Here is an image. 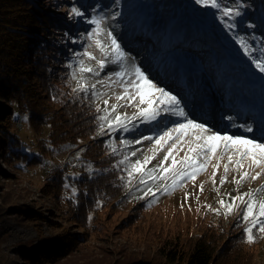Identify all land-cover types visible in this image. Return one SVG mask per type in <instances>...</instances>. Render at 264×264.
Listing matches in <instances>:
<instances>
[{"label":"rangeland","instance_id":"374dc122","mask_svg":"<svg viewBox=\"0 0 264 264\" xmlns=\"http://www.w3.org/2000/svg\"><path fill=\"white\" fill-rule=\"evenodd\" d=\"M49 2L56 12L54 15L61 21L58 22L56 29L62 31L64 27H69V32L62 33L64 35H55L58 38L55 40L57 46H63L64 50L63 60L58 62V65L63 66L59 71L66 74L59 78V90L62 93H71L76 88L80 76L78 72L80 60H83L86 66L97 67L95 60H89L83 53L87 51L97 59L102 58L95 40L99 39L107 48L110 41L106 32L112 31L127 53L129 62L124 67L131 72V65L134 62L155 85L176 96L180 101L178 107L184 109L187 119L203 123L221 135L245 136L240 134L242 133L240 131L237 134L229 133L227 128L222 127V122L212 120L209 108L200 109L198 98L202 86L199 78L202 77L220 98L224 96L221 93L232 92L230 97H242L248 102H251V97H259V101L263 99L264 73L256 68L253 58L259 60L264 57V0H217L221 7L226 6L232 10L231 16H225L219 9L197 4L195 0H118V2L49 0ZM73 7L83 13V16L78 17L79 27L64 24L74 18L71 17L75 16L71 13ZM237 10L240 12L239 16L235 15ZM116 13L118 15L113 18ZM93 17L104 19L100 34L89 39L88 34L95 25L88 21ZM112 59V56L107 57L108 61ZM186 68L192 69L197 75L181 71ZM119 70L117 64L109 62L105 70L100 72V76H93L90 73H85L84 76L88 84L96 83L99 92L107 93L103 98L112 97L109 101L112 104L117 103L113 93H119L122 89L117 85L108 87L110 81L106 77ZM74 71L77 79H73ZM129 78L125 77L126 80ZM99 80H103L104 84L97 83ZM151 95L146 94L145 99H149ZM88 97L89 102L104 107L102 100L91 96V91ZM138 100L137 97L131 106L118 108L117 111L132 117L140 107H147L146 104L136 106ZM216 103H219L220 107L211 106L215 114L218 110L225 118L226 116L233 118L237 114L231 100L219 99ZM156 107L154 104L153 108ZM165 107L169 111H164ZM174 107L176 106L159 105L161 112L155 120L137 117L125 121L127 131L115 125L111 129L108 128L110 133L119 138L117 142L126 150L124 157H128V164H124V168L120 167L119 171L127 176L136 160L143 162L145 156H153V150L157 148L155 141L163 132L177 123L185 122L184 117L171 114ZM251 114L252 116L246 118V123H254L253 113ZM111 115L114 114L110 112ZM14 126L24 142V150L31 157L38 156L40 161L20 169L13 168L0 159V170L5 172H0V264H32L30 260L25 259L30 257L31 246L41 238L56 232L45 224L16 218V213L12 209L18 204H37V210L48 215L47 208H53V200L43 197L40 188L55 168L62 167L70 159L71 149L66 144L48 146V153L42 154L37 145L38 137L32 132L25 113L17 116ZM248 138L264 141V138L254 136ZM172 143L173 141H169L155 152L154 158L145 166L143 173H134L132 176L136 183H141V180L148 183L152 193L147 203L139 206L132 203L120 211H108L105 208L91 215L83 241L77 245V251L70 257L50 264H132L129 262L144 258L146 252L152 253L173 238L183 241L215 225L223 228L229 226L232 230L235 226L239 228L243 204L237 201L233 210L225 215V206L232 202V197L259 189L256 199H264L262 188L264 168L249 167L250 162L245 160L243 167L238 169L235 164L236 157H233V162L229 164L228 154L221 160L213 156L206 168L197 173L195 179L179 180L175 187H168L165 191V187L172 184V179L170 173L161 171L160 165L162 161L163 167L171 164V158L164 161V156ZM187 150L188 145L183 144L173 151V155L179 161L183 159ZM133 152L136 153L135 156L132 155ZM204 159L202 154L198 163H203ZM217 164L218 168L215 167ZM225 164L229 167L227 174L224 172ZM153 169H155L153 175L157 177L155 179L146 175ZM245 171L249 173V178L237 185L235 180ZM257 172L261 175L252 180L250 177ZM225 175V182L221 184L220 180ZM65 191L72 196L76 193V189L69 184H66ZM147 194L148 190L145 191V195ZM220 200L225 202V206L219 203ZM73 230L78 232L77 229ZM235 231L237 230L234 229L232 234ZM255 232L257 230L253 229L254 237L261 235ZM251 249L255 263L264 264V243L254 244Z\"/></svg>","mask_w":264,"mask_h":264},{"label":"trees","instance_id":"16d2710c","mask_svg":"<svg viewBox=\"0 0 264 264\" xmlns=\"http://www.w3.org/2000/svg\"><path fill=\"white\" fill-rule=\"evenodd\" d=\"M54 13L49 0H0V159L20 169L40 161L24 150L15 129L21 113L28 116L42 154L48 153V146L66 144L71 149L70 159L55 168L40 188L43 197L53 200L48 215L37 210V204H18L12 209L16 218L45 224L56 232L31 246L30 257L25 259L32 264L57 263L70 257L83 241L91 215L105 208L120 211L132 203L145 204L152 193L148 183H136L119 171L128 164L125 147L109 132L107 123L100 131L97 117L101 113L95 102H89L83 92L59 90V78L66 74L59 71L64 50L57 46L55 35H64L69 27L56 29L61 21ZM71 17L64 24L79 27V16ZM66 184L76 189L74 196L66 193ZM245 225L241 220L234 234L229 226L215 225L183 241L173 238L129 263L256 264L251 248L262 245L264 236L248 243Z\"/></svg>","mask_w":264,"mask_h":264},{"label":"snow or ice","instance_id":"6c2138e0","mask_svg":"<svg viewBox=\"0 0 264 264\" xmlns=\"http://www.w3.org/2000/svg\"><path fill=\"white\" fill-rule=\"evenodd\" d=\"M195 2L203 6H210L212 8L219 9L225 16H231L233 14L230 8L226 6L221 7L217 0H195ZM71 13L75 16H83V13L75 7L71 9ZM115 15H118V13L114 14L113 18H115ZM235 15L239 16L240 12L237 10ZM103 19V17H93L88 21L90 24L95 25V28H93V30L88 34L89 39H93L95 36L100 34ZM106 36L110 41L107 48L99 39L95 40V45L99 49L102 58L97 59V57L87 51L83 53V55L87 56L89 60H95L97 67L93 68L86 66L84 61L80 60L78 68L80 76L78 79L76 77V72H73V79H77V86L73 89L74 92H83L87 97L89 91H91V96L93 98L102 100L104 107L101 108L99 105L97 106V112L104 113L103 115L97 117V119L101 121L100 131H104L105 123H107V126L110 129L115 125L119 126L124 131H127L128 128L125 121L135 119L137 117H147L155 120L161 112L159 105H174L176 107L171 109V114L185 118L184 123L175 124L174 127L167 129L156 139L155 143L157 148L153 150V156H145L143 162L136 160L135 163L131 165L132 170L128 172L129 178H131L134 173H143L145 166L154 158L155 152L163 148V146L168 144L169 141H173V143L167 148V154L164 156V161H168L171 158V164L167 167H163L162 161L160 165L161 171L163 173H170V178L172 179V184L166 186L165 191L168 190V187H175L177 181L179 180H183L185 178L195 179L197 173L206 168L207 163L213 156H215L217 160H221L226 154H228L229 164L233 162V157H236L235 164L238 169L243 167V161L245 160L250 162L249 167L264 168V141L249 139L247 136H230L227 134L221 135V133L211 130L203 123H197L194 119H187V114L184 109L178 107L180 101L176 98V96L155 85L149 77L141 71V68L135 65L134 62L131 65V72L124 67V65L129 62L127 53L122 49L121 44L118 42L117 37L113 35L112 31H107ZM109 56L113 57L111 61L107 60V57ZM109 62L117 64L120 70L115 71L110 76L106 77V79L110 81L108 87H111V85H117L122 89L119 93H113L117 103L112 104L109 103L112 97L103 98L107 95V93L99 92L97 90L96 83L88 84L87 79L84 76L85 73H90L97 77L100 76V72L105 70ZM253 63L260 72L264 73V57H261L259 60L253 58ZM69 67H71V65H69ZM126 76L130 78L126 80ZM112 77H115V79ZM97 83L103 85L104 81L99 80ZM148 93H151L152 95L146 100L145 95ZM137 97L139 100L136 106L146 104V108L140 107L138 112L133 113L132 117H129L127 113L121 114L117 111L118 108L131 106L133 101L137 100ZM121 101L124 103H119ZM154 104L157 105L156 108H153ZM163 110L169 111L167 107ZM110 112L114 115L110 116ZM245 131L252 132L253 129L250 126H247ZM186 137L188 139H185ZM145 139L150 140L151 137H145ZM137 143H139V141H137ZM183 144L188 145V150L183 159L177 161L176 157L173 155V151L177 149L178 146ZM135 154V152L132 153L133 156H135ZM202 154L205 157L204 162L198 163ZM124 159L127 160L128 157L125 156ZM120 163H124V161L122 160ZM215 167L218 168L219 164L215 165ZM154 171L155 169L149 170L146 175H148L149 178L155 179L157 177L153 175ZM228 171V164H225V174H227ZM260 175L261 173L257 172L250 178L252 180H256ZM214 176L215 172H213V177ZM164 178L168 179L169 177ZM248 178L249 173L245 171L239 176V179L235 180V183L239 185L242 181ZM225 179L226 175L221 178L220 183L223 184ZM141 182L143 183L144 181L141 180ZM213 182L215 183V181ZM262 188H264V186H262ZM259 191L260 190L258 189L232 197V202L226 206L223 200L219 201L222 206L226 207L225 215L229 214L233 210L237 201L244 205L241 219L247 225L244 228V233L247 236L248 243L255 242L253 229H256L262 236H264V199H256V193ZM216 211L219 212V209Z\"/></svg>","mask_w":264,"mask_h":264},{"label":"bare ground","instance_id":"6f19581e","mask_svg":"<svg viewBox=\"0 0 264 264\" xmlns=\"http://www.w3.org/2000/svg\"><path fill=\"white\" fill-rule=\"evenodd\" d=\"M183 72H186L188 74H194L195 76L197 75L195 73V71H193L190 68H186L181 70ZM193 71V72H192ZM204 79L202 77L199 78V83L202 86V90L200 91V95L198 98V102L200 103V109L201 110H207V108H209L212 116H213V121L215 122H222L223 125L222 127L227 128L228 132L231 134H237L239 131L242 132L240 134L245 135L247 137L253 135L254 137L258 136L259 134L255 132V130H257V128L260 130L261 133L264 132V128L262 125H264V96L263 99H261V101H259V97H251V102L245 101L243 100L244 98L240 97H230L229 95L232 94V92L230 93H221L224 94L223 97H218L217 94H215L216 92L211 88L208 87V84L205 83L203 81ZM226 97V98H225ZM219 99L222 100H231L233 102V108L234 110L237 112V114H235V117L231 118L225 115L221 114L220 111H216V114L214 113V110L211 106H215V107H220L219 103H216V101H218ZM213 102H215V104H213ZM205 105L207 106L206 108H203V106L205 107ZM222 106V105H221ZM195 108H193L194 110ZM256 109V111H255ZM196 112V111H195ZM206 113V112H205ZM204 113V114H205ZM253 113V120H254V125L253 123H246L245 121L247 120L246 118L251 115ZM230 114V113H229ZM203 115V114H202ZM205 119V118H204ZM203 119V120H204ZM207 121V119H205ZM18 123H20V121H17ZM247 126H250L253 131L252 132H247L245 131V128ZM227 131V130H226ZM249 133H251V135H249ZM252 136V137H253Z\"/></svg>","mask_w":264,"mask_h":264}]
</instances>
